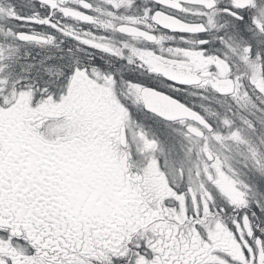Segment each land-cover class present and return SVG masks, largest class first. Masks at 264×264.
<instances>
[{
    "label": "snow or ice",
    "instance_id": "obj_1",
    "mask_svg": "<svg viewBox=\"0 0 264 264\" xmlns=\"http://www.w3.org/2000/svg\"><path fill=\"white\" fill-rule=\"evenodd\" d=\"M0 264H264V0H0Z\"/></svg>",
    "mask_w": 264,
    "mask_h": 264
}]
</instances>
